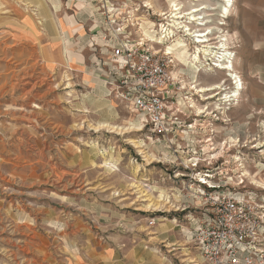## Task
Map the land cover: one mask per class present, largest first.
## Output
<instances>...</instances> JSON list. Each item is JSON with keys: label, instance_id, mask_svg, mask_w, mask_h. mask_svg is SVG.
I'll return each mask as SVG.
<instances>
[{"label": "rangeland", "instance_id": "obj_1", "mask_svg": "<svg viewBox=\"0 0 264 264\" xmlns=\"http://www.w3.org/2000/svg\"><path fill=\"white\" fill-rule=\"evenodd\" d=\"M168 8V0H0V264H208L192 231L212 196L245 197L264 211V0H235L222 25L244 86L227 105L222 89L191 90L166 53L175 35L160 15ZM217 12L208 26L221 22ZM152 23L157 41L139 33ZM125 42L177 63L167 95L185 131L170 144L119 94L112 59ZM214 69L201 70L203 84L228 79ZM207 172L219 188L198 182ZM161 194L171 204L151 207Z\"/></svg>", "mask_w": 264, "mask_h": 264}, {"label": "built area", "instance_id": "obj_2", "mask_svg": "<svg viewBox=\"0 0 264 264\" xmlns=\"http://www.w3.org/2000/svg\"><path fill=\"white\" fill-rule=\"evenodd\" d=\"M166 31L168 35L169 30ZM112 61L115 62L114 73L118 74L120 96L138 114L143 128H147L151 136L170 144L185 131L167 95L176 79L172 56L138 49L125 42L115 48ZM210 155L214 156L213 152ZM197 158V152L190 155L194 168L199 165V161L195 162ZM211 173L202 174L198 182L207 189L219 188L220 183L211 182ZM209 203L210 208L192 231V239L204 261L208 264H264L261 206L236 195L212 196Z\"/></svg>", "mask_w": 264, "mask_h": 264}, {"label": "bare ground", "instance_id": "obj_3", "mask_svg": "<svg viewBox=\"0 0 264 264\" xmlns=\"http://www.w3.org/2000/svg\"><path fill=\"white\" fill-rule=\"evenodd\" d=\"M234 1L235 0H219L217 3L218 7H212L211 4L207 2V3L193 5L189 8H184V4L181 0H168V6H169L168 10L161 11L160 13V15L164 16L163 19L167 21L168 25L172 26L173 33L175 32V35L174 34L172 35V40L166 43V48H165L167 51L166 53L172 54L179 62L178 66L179 65L182 66L181 70L186 71L185 73L186 75H188L191 81L188 84L189 88L191 90H194L197 94L206 93L209 91L211 92L216 89H222L223 91H225L223 98L224 99L223 103L225 104L230 101L232 102V100L234 99L238 100L241 91L244 88L241 76L237 75V72H235V67L233 62L235 51L232 50V47L228 44L229 42H227L228 41L227 36L229 33H226L225 31L227 29L225 30L222 27V25L225 24L224 20L229 17L232 11ZM146 4L149 5V8H153L151 2L148 1ZM216 9L219 10V13L217 12L219 14L218 20L220 19L221 22H219L218 26H216L215 24L214 27L208 26V23H210L211 20H213V18L211 19V14H209L208 12ZM152 24H151L152 26L150 25V26L140 27L139 33L145 38L149 39V41H157L154 34L155 24L154 23ZM201 27H205V28L201 30L200 29ZM176 31L183 33L182 35L184 36V38L182 36L179 37L180 33L178 34V32ZM218 33H220V35L219 36L217 35V37L211 36L213 34H218ZM169 34L170 32L168 31V35ZM231 35L229 34V36ZM190 39H193V42L189 43ZM213 39H217L218 41L213 42ZM176 65L177 63L174 64V68ZM174 68H173V74L177 76L178 73L174 72ZM203 68L204 71L206 72H214L215 71L214 68H218L220 69V71H223L225 73V76H227L228 79H224V80L222 79L220 81L203 84L199 76ZM233 77L236 79L235 81L232 80ZM227 80H229L230 85L232 84L234 86V88H232L231 91L230 90L226 91L227 88L230 89V87H228ZM220 94L221 93L219 92L218 94L215 95L213 94V96L211 95L208 98L211 97L213 98ZM194 106L195 105L192 104L191 107ZM219 109H224V107H219ZM197 111L199 113L204 112V110H201V108L197 109ZM99 126L102 127L106 126L110 129H113V131L116 130L117 131L119 130L120 132L124 131L123 132L124 134L129 129H133V128H135L136 131L142 130V125L136 126L135 124L134 126L131 125L126 127L124 125L120 126L111 123H100ZM131 142L134 143L136 147L140 148V152L143 153L145 156L149 155L148 153L150 152L146 150L145 144L140 143L139 140H132ZM151 156L153 155H150V157ZM153 158L156 159V157L154 156ZM258 173L255 174L254 177H256ZM245 174L249 175V173L247 172H245ZM205 178H207V176ZM198 191L200 193H203L200 190ZM164 196L165 195L161 194L158 197L156 196L152 198L151 200L152 202L150 204L151 207L155 206L156 208H158L164 205L171 204V200Z\"/></svg>", "mask_w": 264, "mask_h": 264}]
</instances>
